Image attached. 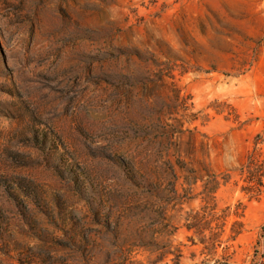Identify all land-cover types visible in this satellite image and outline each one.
I'll return each instance as SVG.
<instances>
[{"label": "rangeland", "instance_id": "374dc122", "mask_svg": "<svg viewBox=\"0 0 264 264\" xmlns=\"http://www.w3.org/2000/svg\"><path fill=\"white\" fill-rule=\"evenodd\" d=\"M253 162L264 0H0V264L109 224L124 264H264Z\"/></svg>", "mask_w": 264, "mask_h": 264}, {"label": "trees", "instance_id": "16d2710c", "mask_svg": "<svg viewBox=\"0 0 264 264\" xmlns=\"http://www.w3.org/2000/svg\"><path fill=\"white\" fill-rule=\"evenodd\" d=\"M243 172L259 173V178L264 174V163H249L243 168ZM261 181L256 186H250L247 189H243L245 192L250 191L256 195L260 194L262 188ZM23 219L25 221H31L29 217L24 214ZM108 232L114 234L117 241L110 243L108 246L105 243H98L95 238L85 233L71 236H66L64 245L57 244L59 247L58 252H62L60 256H53L51 251H40L39 253L30 250L27 252L26 258L29 264H124L127 260L126 255L121 252L120 246L122 241L120 240V231L116 234V230L110 231L106 225ZM264 233V226L262 227ZM105 242H109L105 240ZM102 255V256H101ZM104 256V257H103ZM73 258V259H72ZM72 259V260H71Z\"/></svg>", "mask_w": 264, "mask_h": 264}]
</instances>
